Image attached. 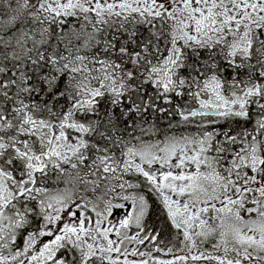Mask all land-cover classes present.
<instances>
[{
    "label": "snow or ice",
    "instance_id": "snow-or-ice-1",
    "mask_svg": "<svg viewBox=\"0 0 264 264\" xmlns=\"http://www.w3.org/2000/svg\"><path fill=\"white\" fill-rule=\"evenodd\" d=\"M0 264H264V0H0Z\"/></svg>",
    "mask_w": 264,
    "mask_h": 264
}]
</instances>
